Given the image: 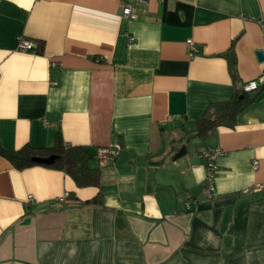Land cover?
I'll list each match as a JSON object with an SVG mask.
<instances>
[{
	"label": "crops",
	"instance_id": "0c3cea01",
	"mask_svg": "<svg viewBox=\"0 0 264 264\" xmlns=\"http://www.w3.org/2000/svg\"><path fill=\"white\" fill-rule=\"evenodd\" d=\"M125 1L0 0L2 145L49 146L59 130L114 154L93 159L100 187L0 156V264H264V90L234 128L194 135L233 96L220 55L235 36L240 84L259 80L264 0H146L135 19ZM207 147L223 150L211 196Z\"/></svg>",
	"mask_w": 264,
	"mask_h": 264
},
{
	"label": "trees",
	"instance_id": "16d2710c",
	"mask_svg": "<svg viewBox=\"0 0 264 264\" xmlns=\"http://www.w3.org/2000/svg\"><path fill=\"white\" fill-rule=\"evenodd\" d=\"M239 36H235L229 49L221 54L227 60L229 73L234 84V93L229 100L212 102L208 105L205 113L195 120L196 128L194 135L206 138L211 136L220 126L234 128L238 122V116L251 105L264 90V85H259L255 89L246 90L240 84L241 78L237 69L236 41ZM186 152L183 143L177 148L173 158L180 157ZM0 156L8 160L13 167L24 170L34 166L51 167L67 173L80 187L96 186L100 187L102 182V170L92 164L94 155H90L89 149L81 145H67L61 132L58 130L54 141L49 146L35 147L25 144L18 149L5 148L0 140ZM55 156L51 164L39 163L33 158H48ZM102 196L99 195L95 201L99 202Z\"/></svg>",
	"mask_w": 264,
	"mask_h": 264
},
{
	"label": "built area",
	"instance_id": "2783aa9c",
	"mask_svg": "<svg viewBox=\"0 0 264 264\" xmlns=\"http://www.w3.org/2000/svg\"><path fill=\"white\" fill-rule=\"evenodd\" d=\"M136 3L146 4L147 1L146 0H126L123 5V16L127 18H131V19H135L136 18V12H135ZM130 40L132 41L133 38H130ZM188 44L193 50V52H195L196 48H195L193 40L189 39ZM37 47H38V43L35 40L24 38V37L19 39L18 49L22 51H36ZM259 85H264V69L259 77V80L248 84L247 86H245V89L252 90L258 87ZM222 153H223V150L220 147H215V148L207 147L201 152V155L206 164L208 185L205 189V193L208 196H211L215 190V187L212 184V180L215 178L217 170H218L217 164H216V158ZM113 156H114L113 151H111L107 147H102L97 150L94 159L98 161L101 160V161L108 162L113 159ZM254 167L255 168L258 167L257 162H254ZM185 206L188 209L190 208L188 203H185Z\"/></svg>",
	"mask_w": 264,
	"mask_h": 264
},
{
	"label": "water",
	"instance_id": "95a60500",
	"mask_svg": "<svg viewBox=\"0 0 264 264\" xmlns=\"http://www.w3.org/2000/svg\"><path fill=\"white\" fill-rule=\"evenodd\" d=\"M257 55L260 60L264 59V55L262 51H258ZM33 160L39 163L51 164L55 160V156H50L48 158H33Z\"/></svg>",
	"mask_w": 264,
	"mask_h": 264
}]
</instances>
